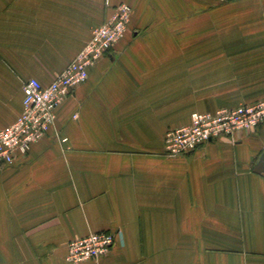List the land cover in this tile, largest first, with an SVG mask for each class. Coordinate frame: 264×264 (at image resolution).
Masks as SVG:
<instances>
[{"label":"crops","instance_id":"0c3cea01","mask_svg":"<svg viewBox=\"0 0 264 264\" xmlns=\"http://www.w3.org/2000/svg\"><path fill=\"white\" fill-rule=\"evenodd\" d=\"M123 3L125 37L0 172V264H74L69 243L100 232L123 239L80 264H264V124L164 144L193 113L264 100V0H0V130Z\"/></svg>","mask_w":264,"mask_h":264},{"label":"built area","instance_id":"2783aa9c","mask_svg":"<svg viewBox=\"0 0 264 264\" xmlns=\"http://www.w3.org/2000/svg\"><path fill=\"white\" fill-rule=\"evenodd\" d=\"M131 15L130 5H119L113 17L93 30L81 52L49 85L45 86L37 79L24 82L22 113L12 125L0 130V172L13 166L18 158L25 157L33 144L48 135L55 124L57 108L88 80L89 69L125 37ZM262 124L264 100L214 113H193L189 125L166 133L165 152L173 158L187 156L214 140H234L237 134L251 133ZM118 239H123L121 232L93 233L72 240L67 248L66 261L80 264L99 260L112 252Z\"/></svg>","mask_w":264,"mask_h":264},{"label":"water","instance_id":"95a60500","mask_svg":"<svg viewBox=\"0 0 264 264\" xmlns=\"http://www.w3.org/2000/svg\"><path fill=\"white\" fill-rule=\"evenodd\" d=\"M257 167L258 168H257L256 172L257 173H262L263 172L262 168H264V155L262 156L261 161L259 162Z\"/></svg>","mask_w":264,"mask_h":264}]
</instances>
